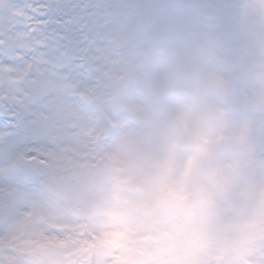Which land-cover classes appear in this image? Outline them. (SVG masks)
I'll list each match as a JSON object with an SVG mask.
<instances>
[{"label": "clouds", "instance_id": "9594fccd", "mask_svg": "<svg viewBox=\"0 0 264 264\" xmlns=\"http://www.w3.org/2000/svg\"><path fill=\"white\" fill-rule=\"evenodd\" d=\"M113 7L147 51L70 247L82 264H264V0Z\"/></svg>", "mask_w": 264, "mask_h": 264}, {"label": "snow or ice", "instance_id": "6c2138e0", "mask_svg": "<svg viewBox=\"0 0 264 264\" xmlns=\"http://www.w3.org/2000/svg\"><path fill=\"white\" fill-rule=\"evenodd\" d=\"M114 0H0V135L38 147L99 120L127 14Z\"/></svg>", "mask_w": 264, "mask_h": 264}, {"label": "rangeland", "instance_id": "374dc122", "mask_svg": "<svg viewBox=\"0 0 264 264\" xmlns=\"http://www.w3.org/2000/svg\"><path fill=\"white\" fill-rule=\"evenodd\" d=\"M118 41V47L125 50L118 52V61L107 95L101 98L98 106L99 120L95 124L83 131L58 132L38 147L16 143L8 151L5 148L10 155L0 161V177L12 174L13 180L9 186L0 182V264H82L84 261L82 252L70 247L69 238H83L87 223L72 217L66 204L44 189L42 170L47 166L63 169L83 166L98 159L99 148L108 152L106 143L95 144L94 139L109 135L127 119L131 110L127 100L136 59L147 51V42L136 39L130 28L123 29ZM0 140H4L2 135ZM3 145L0 143L1 147ZM30 153L36 156L31 164L19 160V154L27 156ZM23 191L29 194L24 195ZM21 193L26 197L24 203ZM6 194L16 195L20 202L10 217L7 210L5 215L1 213Z\"/></svg>", "mask_w": 264, "mask_h": 264}, {"label": "water", "instance_id": "95a60500", "mask_svg": "<svg viewBox=\"0 0 264 264\" xmlns=\"http://www.w3.org/2000/svg\"><path fill=\"white\" fill-rule=\"evenodd\" d=\"M100 168H91L89 171H68L69 173H62L58 171L50 172L52 183H49V188L55 195L61 196L66 199L70 206L78 212L80 206H90L95 202L94 198H85L92 190H97L101 182H103V175ZM88 175L90 178H88ZM85 186V187H84Z\"/></svg>", "mask_w": 264, "mask_h": 264}, {"label": "bare ground", "instance_id": "6f19581e", "mask_svg": "<svg viewBox=\"0 0 264 264\" xmlns=\"http://www.w3.org/2000/svg\"><path fill=\"white\" fill-rule=\"evenodd\" d=\"M86 134V133H85ZM14 143H16V142H8V143H5L1 148H0V152H1V150H2V154L0 153V161H2L7 155H10L9 154V152H7L8 151V149L10 148V147H12L13 145L15 146V144ZM5 148H6V150L7 151H5ZM12 180H13V176H12V174H10V176L8 175V176H1L0 177V182H2V183H4L6 186L8 185L9 186V184L12 182ZM9 188H11V187H9ZM8 189V188H7ZM7 189H5V191L7 190ZM11 191V190H10ZM24 193V195H28L29 194V191H23ZM18 193H20V191L18 192ZM16 197V195L15 196H12L11 194H6V197H5V199L2 201V206L3 207H1V213L2 214H4L5 215V210H7L8 212H9V217H10V215H11V213H13V209H15L17 206H18V203H20V202H17V199L15 198ZM20 197H21V201H22V203H24V201L26 200V197H23V195H22V193H21V195H20ZM21 203V204H22ZM10 210V211H9ZM13 217V216H12Z\"/></svg>", "mask_w": 264, "mask_h": 264}]
</instances>
